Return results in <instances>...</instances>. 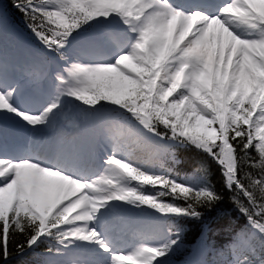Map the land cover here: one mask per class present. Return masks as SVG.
I'll return each mask as SVG.
<instances>
[{"label":"snow or ice","instance_id":"1","mask_svg":"<svg viewBox=\"0 0 264 264\" xmlns=\"http://www.w3.org/2000/svg\"><path fill=\"white\" fill-rule=\"evenodd\" d=\"M13 6L62 61L72 33L95 18L117 16L135 38L110 64L69 63L56 71L55 97L39 115L17 110L11 101L19 85L0 79V111L35 128L55 116L62 97L87 106L106 101L164 142L134 141L139 150L151 147L164 155L172 142L207 152L221 166L230 201L251 229L237 233L220 254L230 253L231 264H264L254 243L264 242V0H13ZM232 20L256 28L257 38H238L228 26ZM24 76L38 86L48 71L34 64ZM104 131L118 141L132 136L123 128ZM104 163L103 174L81 182L39 161L0 159V264H6L10 242L23 251L54 231L62 240L94 243L108 252L87 225L110 201L200 220V209L222 198L211 186L194 188L147 174L115 156ZM198 172L203 176V169ZM145 186L159 191L147 195ZM176 243L169 239L113 255L110 264H158Z\"/></svg>","mask_w":264,"mask_h":264},{"label":"trees","instance_id":"2","mask_svg":"<svg viewBox=\"0 0 264 264\" xmlns=\"http://www.w3.org/2000/svg\"><path fill=\"white\" fill-rule=\"evenodd\" d=\"M10 5H13V0H9ZM196 157L194 156V154H192V156H190V158L188 160H195ZM209 185L211 186V188L222 198L211 208H207V209H200V211L204 214V213H208V212H213L212 209H216V208H220L224 211V213H231L232 215L236 214V207L231 203L230 201V196L232 195L229 191H227L223 185V179L220 175L219 170H217L216 168H214L213 166L210 167V181H209ZM182 201H178V204H182ZM211 209V210H210ZM222 212V211H220ZM224 214V215H225ZM224 215L222 217H217L218 215H216V221L217 222L219 220L220 222H225V220H227ZM227 216H229V214H226ZM215 219V218H213ZM189 234H191V232L187 233V235L189 236ZM37 242L36 244H34L33 246H38ZM264 249V247H262ZM27 250H29V248H25L23 251H18L16 248V244L14 242H10L9 243V254L7 257V261L6 264H29L32 263L34 261V259L32 258L31 253H27ZM35 252V251H34ZM36 253V252H35Z\"/></svg>","mask_w":264,"mask_h":264},{"label":"rangeland","instance_id":"3","mask_svg":"<svg viewBox=\"0 0 264 264\" xmlns=\"http://www.w3.org/2000/svg\"><path fill=\"white\" fill-rule=\"evenodd\" d=\"M114 75V74H113ZM0 112H2V111H0ZM117 219H110L109 221H106L105 223L107 224V223H109V222H115Z\"/></svg>","mask_w":264,"mask_h":264},{"label":"bare ground","instance_id":"4","mask_svg":"<svg viewBox=\"0 0 264 264\" xmlns=\"http://www.w3.org/2000/svg\"><path fill=\"white\" fill-rule=\"evenodd\" d=\"M70 165H71V164H66L67 167H71ZM97 256H98V255H97ZM98 257H99V256H98Z\"/></svg>","mask_w":264,"mask_h":264}]
</instances>
